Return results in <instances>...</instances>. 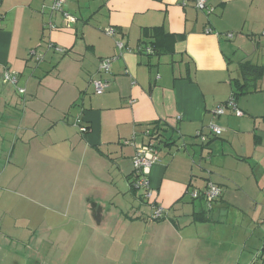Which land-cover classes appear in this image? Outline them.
I'll return each instance as SVG.
<instances>
[{
    "label": "crops",
    "instance_id": "crops-1",
    "mask_svg": "<svg viewBox=\"0 0 264 264\" xmlns=\"http://www.w3.org/2000/svg\"><path fill=\"white\" fill-rule=\"evenodd\" d=\"M51 2L0 0V264H59L62 252L80 264L88 249L96 257L106 249L115 264H261L264 76L251 92L259 98L234 99L241 115L212 110L230 97L240 63L264 64L255 39L264 0H207L212 13L194 0H65L71 26ZM155 26L175 36L172 50L140 53L143 29ZM244 34L251 50L239 57L230 41L243 50ZM114 55L100 72L101 58ZM5 71L20 74L21 97L3 96ZM95 77L108 80L102 93ZM151 128V199L168 210L159 220L151 199L130 186L135 147L149 142ZM199 130L204 142L194 138ZM208 181L221 188L210 209L190 195Z\"/></svg>",
    "mask_w": 264,
    "mask_h": 264
},
{
    "label": "built area",
    "instance_id": "built-area-1",
    "mask_svg": "<svg viewBox=\"0 0 264 264\" xmlns=\"http://www.w3.org/2000/svg\"><path fill=\"white\" fill-rule=\"evenodd\" d=\"M195 1V7L198 10H203L207 13H212L214 8L212 6L207 5V0H194ZM64 3L65 0H52L50 4L51 11L54 12H60L62 17L65 20V23L67 26H71L76 22V17L64 10ZM47 26L51 29L55 27L54 23L52 21H49L47 23ZM104 33L108 36H115L117 35V30L111 26H107L103 29ZM205 32H211L210 28H206ZM264 35V32L262 33ZM226 36L228 38H232V33H227ZM115 45L119 51H122L125 47L122 40L117 39L115 41ZM48 48H52L55 51L63 52L64 48L59 47L58 45L48 42L47 43ZM129 50V48H125ZM147 51H151L149 48H147ZM29 55H36L35 57L38 59L40 55H38L35 50H30ZM118 57V55L114 56H107L103 57L100 60L99 63V71L102 73H107L111 69L112 62ZM2 81L7 82L11 81L13 84L17 82L16 78V72H8L5 71L2 75ZM91 83L93 85V90L95 93H102L106 87L108 86V80L103 77H95L91 79ZM19 93H23V88H18ZM133 100H129V102H132ZM226 108H230L234 111L236 115H241L242 111L237 108L234 100L232 97H229L225 102L217 105L213 110L212 114L213 116H218L222 113H224ZM75 124L79 126L80 131L84 132L87 130V126L81 121L80 118L75 119ZM209 130L214 134L218 135L222 132V128L215 124L214 122H210L208 124ZM145 134L150 136V131L145 130ZM196 136H200V139L202 142L206 140V135L203 134L200 130L196 132ZM150 140L147 143L138 144L135 147V152L132 157V179L130 180V186L134 189H142L143 194L142 198L149 201L152 197V188L150 187V180H149V173L151 166L153 163L158 161V143L155 142L156 138L149 137ZM130 141L126 140L125 143H129ZM221 194V188L219 185H217L214 182L208 181L204 188L202 190L193 189L190 191V195L192 198H197L199 196H202L207 208H211L214 201L220 196ZM151 201V214L150 217L154 220H159L164 217H166L168 210L159 205L158 203L154 202L152 199ZM261 264H264V260Z\"/></svg>",
    "mask_w": 264,
    "mask_h": 264
},
{
    "label": "trees",
    "instance_id": "trees-1",
    "mask_svg": "<svg viewBox=\"0 0 264 264\" xmlns=\"http://www.w3.org/2000/svg\"><path fill=\"white\" fill-rule=\"evenodd\" d=\"M144 46L140 53L146 52L150 54H162L172 50V44L175 36L165 32L162 26H155L143 29ZM149 48L151 51H147ZM239 74L232 78L233 90L230 97L233 100L238 97V94H246L254 91H259L261 88L258 82L264 76V64H254L246 60L238 65ZM88 129V128H87ZM87 131V130H86ZM151 138H157L155 128L149 129Z\"/></svg>",
    "mask_w": 264,
    "mask_h": 264
},
{
    "label": "rangeland",
    "instance_id": "rangeland-1",
    "mask_svg": "<svg viewBox=\"0 0 264 264\" xmlns=\"http://www.w3.org/2000/svg\"><path fill=\"white\" fill-rule=\"evenodd\" d=\"M100 27H102V26H100ZM102 28H104V27H102ZM263 33V32H262ZM262 33H260V34H257L256 36H255V39L256 40H260V42H262V43H264V35H262ZM103 34H104V32H103ZM244 37H245V41H246V44H244L243 46H241V47H243V50H241V49H239L238 48V44L235 42V40H232L231 39V41L230 42H232L233 44H234V49H235V52H237V54L239 55V57L241 56V54H243L245 51H246V53L247 52H249V50H251V44L250 43H248L250 40L247 38V35H245L244 34ZM254 38V37H253ZM58 45V44H57ZM59 47H61V48H64L63 46H61V45H58ZM64 50H65V48H64ZM53 52H54V54L57 56V58H60V56H62V55H64V53H65V51L64 52H59V51H54L53 50ZM261 53H262V51H261ZM263 53H264V50H263ZM238 55H236V56H232V61H231V65H232V68H234L235 69V60L238 58ZM29 58V57H28ZM234 74H235V72H234ZM53 76L55 75V72H54V74H52ZM19 77H20V74H17L16 73V78H17V83H12L11 81H7V82H5V84H4V89H3V93H4V97L5 98H9V99H15L16 97H18V89H17V85H19ZM44 77H46V78H49L50 77V75H47V74H44ZM48 80V79H47ZM6 88V89H5ZM245 96H250L249 98H250V100L251 99H254V98H259V95L258 94H256V93H250V94H238V97H241V98H243V97H245ZM19 97H21L20 95H19ZM195 139H197L199 142H201L200 140V136H195L194 137ZM43 249H44V251L46 252L47 250H46V244H45V246H43L42 247ZM57 250V249H56ZM55 249L54 250H52L51 252H55L56 251ZM58 251H60V252H62L61 250H57V252ZM98 253H99V251H97ZM107 252L108 251H106V249H104V252H102V253H105L104 254V257H100V255H98V257H96L95 256V254H97L96 253V251L95 250H91V249H88V251H87V257L85 258V259H83L82 260V262L80 263V264H115L114 263V259H112V258H110L108 255H107ZM62 256L59 258L60 260H59V264H71L70 262H67V260H65V256H64V254H63V252H62V254H61ZM106 255H107V258H106ZM48 259V258H47ZM74 259V258H73ZM74 261H75V259H74ZM46 262V261H45ZM47 264L49 263V262H46ZM72 263H74V262H72ZM133 264V263H132Z\"/></svg>",
    "mask_w": 264,
    "mask_h": 264
}]
</instances>
